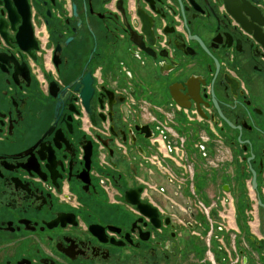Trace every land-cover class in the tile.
Here are the masks:
<instances>
[{"label":"flooded vegetation","instance_id":"1","mask_svg":"<svg viewBox=\"0 0 264 264\" xmlns=\"http://www.w3.org/2000/svg\"><path fill=\"white\" fill-rule=\"evenodd\" d=\"M258 201L264 0H0V264H264Z\"/></svg>","mask_w":264,"mask_h":264},{"label":"rangeland","instance_id":"2","mask_svg":"<svg viewBox=\"0 0 264 264\" xmlns=\"http://www.w3.org/2000/svg\"><path fill=\"white\" fill-rule=\"evenodd\" d=\"M146 98L149 101H151L153 103H157V104H163L166 102L165 98H163L161 94H157L155 92L152 95H147ZM208 195L210 197H214V198L217 197L218 198L219 196L221 197L222 192L220 191V189H217V187H215L214 189L212 188L211 190L208 191ZM198 197H200V196H198ZM205 199H206V196H205ZM220 219H222V218L220 217Z\"/></svg>","mask_w":264,"mask_h":264},{"label":"water","instance_id":"3","mask_svg":"<svg viewBox=\"0 0 264 264\" xmlns=\"http://www.w3.org/2000/svg\"><path fill=\"white\" fill-rule=\"evenodd\" d=\"M23 49V47H21ZM25 49V48H24ZM89 76L87 75L85 77V79H87V81H85L84 83V86L81 90V96L83 98V102L85 103L86 102V99L88 98L89 94H90V89H89ZM53 84V82L50 83V85ZM89 155V152H88V149L86 148V157H88ZM125 199L128 201V202H131V203H135L136 201L130 197V191L126 192L125 193ZM258 204L264 206L260 201H258ZM263 223H264V216H263Z\"/></svg>","mask_w":264,"mask_h":264},{"label":"crops","instance_id":"4","mask_svg":"<svg viewBox=\"0 0 264 264\" xmlns=\"http://www.w3.org/2000/svg\"><path fill=\"white\" fill-rule=\"evenodd\" d=\"M209 196V195H208Z\"/></svg>","mask_w":264,"mask_h":264}]
</instances>
